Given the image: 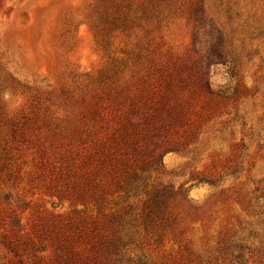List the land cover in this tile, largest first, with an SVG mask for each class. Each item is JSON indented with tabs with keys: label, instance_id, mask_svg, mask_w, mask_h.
<instances>
[{
	"label": "rangeland",
	"instance_id": "374dc122",
	"mask_svg": "<svg viewBox=\"0 0 264 264\" xmlns=\"http://www.w3.org/2000/svg\"><path fill=\"white\" fill-rule=\"evenodd\" d=\"M204 5L0 0V233L20 219L38 242L59 214L86 232L82 264H241L240 254L243 264H264V42L242 48L238 19H264V0ZM91 103L126 113L129 131L110 141L104 166L122 168L125 159L140 173L147 168L143 178L166 199L151 222L146 196L117 200L125 194L109 176L107 208L122 209L124 224L77 223L73 211L89 214L93 201L68 188L60 144ZM129 203L137 206L132 216ZM116 230L125 243L120 259L105 251L97 260L98 237L113 239ZM44 245L48 259L50 237ZM8 258L0 236V264Z\"/></svg>",
	"mask_w": 264,
	"mask_h": 264
},
{
	"label": "trees",
	"instance_id": "16d2710c",
	"mask_svg": "<svg viewBox=\"0 0 264 264\" xmlns=\"http://www.w3.org/2000/svg\"><path fill=\"white\" fill-rule=\"evenodd\" d=\"M205 1L200 0L203 5L200 10L204 9ZM249 4L252 5V0H249ZM238 19L242 21V40L240 41L242 48L245 49L247 44H252L255 41L264 42V19L257 20L250 13L242 14L238 16ZM232 39L230 36H221V42L225 47H230L229 52L231 53L236 52L232 45ZM125 115L126 113L118 108L109 110L95 103L85 104L82 107L79 120L71 123L65 137L61 136L63 143L61 142L60 146L64 149L62 162L68 177V188L72 193H76L82 201L86 202V199H92L93 201L88 211L89 214L83 213L82 210L73 211V214L79 216V219L76 220L77 223L83 224L89 220L96 227L98 219L101 218L108 221L112 226L124 224L123 217H121L122 209L107 208L109 204L107 195L111 191V186L108 182L104 185L102 181L104 179L108 181L109 176L113 177L111 184L125 194L124 196L118 194L117 200L125 201L131 197L130 193L140 191L146 196L143 200L142 212L145 213V217L150 222L164 213L166 199L163 189L160 185L150 186L147 184L142 175L147 171V168L142 169L140 173L136 168H131L125 159L119 160L122 163V168L112 170L106 168L107 165L104 166L109 150H112L110 141L117 136L119 129L129 131L126 124L122 122ZM32 123L35 126L36 122ZM45 127L53 136L54 132L49 126ZM27 128L37 132L41 129L39 127L30 128V126ZM132 130L133 135L138 132L136 127ZM51 164L52 162L48 159L39 161V165L49 171L53 169ZM108 164H111V162L109 161ZM119 171L122 174H119ZM91 173L95 176L94 180L88 175ZM97 178L102 179L96 182ZM126 209L129 212L128 216H132V213L137 211V206L129 203L124 208V210ZM62 219V215L53 216L54 221L49 225L45 224V230H41V234H38V242L29 236L21 220L15 219L11 229H4L0 233L9 256L4 264H82L83 250L79 247L87 241L86 232L79 227L77 228L76 225L78 224H75V220L72 218H69L64 225L60 222ZM117 231V236L113 239L108 240L102 236L98 237V246L93 247L97 260L103 256L101 253L105 251L108 254L116 255L120 259L121 248L125 246V243L121 233H117ZM46 237H50L53 244V255L48 259L43 255L47 251L45 249L46 245H44ZM18 244L24 249L19 250ZM27 249L31 250L32 255L28 254ZM236 259L243 264L241 254ZM143 264L147 263L144 262Z\"/></svg>",
	"mask_w": 264,
	"mask_h": 264
}]
</instances>
